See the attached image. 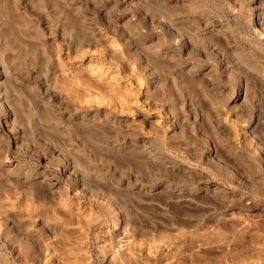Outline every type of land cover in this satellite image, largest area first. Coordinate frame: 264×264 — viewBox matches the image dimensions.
<instances>
[{
    "label": "rangeland",
    "instance_id": "1",
    "mask_svg": "<svg viewBox=\"0 0 264 264\" xmlns=\"http://www.w3.org/2000/svg\"><path fill=\"white\" fill-rule=\"evenodd\" d=\"M166 1L133 0L121 7L120 0H88L86 9L94 11L92 16L86 12L90 29L105 32L103 41L111 53L83 46L92 32L62 30L50 10L34 0L19 1V8H28L25 15L13 7L0 8V24L9 15L16 25L5 40L12 47L4 45V30L0 31V71L17 89L7 93L16 113L13 126L3 127L6 119L0 111V129L6 132L0 134V264H264V209H260L264 169L247 147L251 136L240 131L225 135L217 125L226 120L228 126L241 129L223 112L243 84L244 115L255 114L264 132V65L260 80L258 75L239 72L236 54H222L226 62L235 63L226 75L207 43H201L182 54L181 61L208 64L214 74L211 81L188 82L162 68L157 71L161 87L154 94L155 109H150L164 130L159 107L166 105L163 95L169 94L168 106L181 129L176 141L183 147L171 149L162 132L154 134L147 126L143 132L153 138L155 158L171 162L179 173L140 167L134 154L135 129L123 125L112 129L90 112L80 114L92 106L100 114L112 112L129 122L136 118L144 84L133 61L137 22L141 30L150 19L163 22L165 27L155 34L144 30L145 37L158 39L163 49L170 48L174 32L195 35L189 25L164 24L173 15L162 7ZM191 1L200 15H220L229 23L236 52L258 69L259 61H264V47L258 41H264V34L254 32L253 24L259 21L257 17L248 21L249 8H261L264 22V0H228L226 14L210 0ZM103 3L116 5L112 19L131 23V29L122 32V41L110 34L113 28L103 29L109 20L95 16ZM238 8L242 22L234 14ZM19 24L25 26L21 29ZM125 45L132 49L128 54ZM85 71L92 72V80L82 77ZM181 99L187 103L184 115L179 113ZM146 104L144 110L149 109ZM113 141L123 144L115 148ZM210 144L221 153L203 163L199 153ZM225 144H232V153L224 150ZM260 147L264 156V143ZM66 164L72 171H65ZM41 180L57 184V191L39 187L36 182ZM75 181L81 184L78 188L72 184ZM26 245L33 251L30 258Z\"/></svg>",
    "mask_w": 264,
    "mask_h": 264
},
{
    "label": "bare ground",
    "instance_id": "2",
    "mask_svg": "<svg viewBox=\"0 0 264 264\" xmlns=\"http://www.w3.org/2000/svg\"><path fill=\"white\" fill-rule=\"evenodd\" d=\"M19 1L21 0H0V8H10L13 7L15 12L25 15L27 13V7H21ZM28 2H31L32 0H27ZM90 1V0H89ZM133 0H120L121 7L125 6L126 3ZM211 3L214 5H218L221 12L226 14L227 8L230 7L228 0H210ZM34 2L39 6L38 3L45 5L57 19V22L60 24L62 30H70L73 32V30H77L79 32H82L83 30H86L85 32H94V29H90V26L92 25V21L90 23V20H88V15L86 12H88L89 15L91 13L93 14V10H87L90 5V2L88 0H34ZM114 2V1H112ZM78 5V6H77ZM87 5V6H86ZM162 5V4H160ZM159 5V6H160ZM116 5L112 6L108 3H103V5L98 6L97 10H95V16L97 18H100V21L107 22L109 20L108 26L103 27L105 30H109L111 28L112 32L110 34L116 36H119V40H123V34L122 32L126 29H131L132 26H130L131 23L128 22L125 19H112L111 17H114L113 14L114 8ZM167 6V7H166ZM164 9H170L169 12H171L173 15L170 16L169 23L167 20H164L165 25H170L172 23H177L180 26L189 25L195 30V35L193 38L186 37L184 35H179L176 32H174L173 35L170 36L171 39V46L168 49H163L160 46V42L158 39L154 38H146L144 35V30L153 31L151 34H155V31L157 29L163 28V22L162 21H155L153 19L148 20V22H144L145 20H142L144 24H146V27H144V30H141L139 28V25L137 22L135 28H137L138 32H136V38H135V46L137 49V55L133 58V61L136 60V68L139 73V81L143 82L142 84V101H140V104L138 108H136V118L132 119L130 122L127 118H121L120 116L108 112L104 114L98 113L100 110L97 108H86L85 110H80L81 112H90L93 115L94 119H97L99 123H104L108 126H110L112 129H114L116 126L123 125L126 129H135L136 131V150H135V159L136 162L140 167H148L151 172L157 171H164V172H177L179 173L180 170H177L175 167L171 166V162H164L159 161L155 158V154L153 153V150L151 148L152 143V137L148 136L147 133L143 132V129L145 126L149 128V131L153 132L154 134H158L162 132L163 138L166 139L167 143H169V146L171 149H178V147L182 146V142L176 141L178 137L181 135V129L179 125H177V117L169 108L168 104L170 103V96L169 94H164L163 99H165L167 102H165L166 105H163L159 107L161 109V113L164 116L163 124L161 123L164 130L161 131V127L159 128L157 126V119L158 116L154 114L151 109H155L154 105V94L158 87H161V83L159 78L157 77V71L162 68V71L169 72L173 77L178 78L180 80H185L188 82H203V81H211L212 77L214 76L213 70L211 67L200 65L198 66L196 63L192 62H185L181 61L182 54L186 53L187 51L191 52L194 50V47H197V45L201 43H207L208 51L210 54L214 56V61L217 60L218 64L221 66L222 73L229 75V72L231 71V68L235 66V63L239 65L241 73L251 74L253 77H258L259 79L263 78V72L262 67L264 65V61H259V67L253 68L246 64L245 60L240 57V53L236 52V45L234 44V37L232 33L229 31V23L221 20V16H208V15H200L197 13V6L195 2H192L191 0H168L164 2L162 5ZM7 8V9H8ZM251 14L250 16V22H253V17L258 18V23H254L253 26L254 32L259 35L264 34L263 29V17L261 8L257 7V11L254 8H249ZM91 11V13H90ZM93 11V12H92ZM112 14L114 16H112ZM234 14L236 15L237 19L242 22L243 21V14L241 9L235 10ZM94 15V14H93ZM92 16V15H91ZM5 23L0 24V31L2 34H4V45H8L9 47H12V44L8 43L5 40L7 39L8 30L12 28H16V25L12 23V18L7 15L6 16ZM126 18V17H124ZM144 19V18H143ZM132 22V21H131ZM21 26H18L19 28L24 27L25 24H19ZM93 26V25H92ZM188 26V27H189ZM165 27V26H164ZM133 27V29L135 30ZM187 28V27H186ZM22 29V28H21ZM140 30V31H139ZM136 31V30H135ZM121 32V33H120ZM83 33V32H82ZM105 32L103 30L98 29V32L91 34V37L88 39L90 42H87L83 46L85 47H92V48H102L104 51L111 53L110 49L105 46V42L103 41V34ZM212 42H216L217 44L224 45V48L216 49L215 46L212 44ZM85 43V42H84ZM89 43V44H88ZM258 43L264 47V41H258ZM171 49L175 50L171 51ZM132 49L127 48L125 45L124 51L126 53H130ZM179 53V54H178ZM116 54V53H115ZM224 55H230L233 56V54H236L238 57L237 61H235L234 64H230L229 62H226ZM264 54V52H263ZM131 58V56H130ZM198 58H203V55L199 54ZM264 59V55L262 57ZM132 59V58H131ZM239 61V62H238ZM260 65L262 67H260ZM238 67V68H239ZM247 71H245V69ZM236 71V68L233 69ZM233 72V71H232ZM2 71H0V111L3 112L5 115V121L3 127H11L13 126L15 119H16V113L15 109L10 106V97L8 96V92L14 93L17 91L15 89V86H11V82L8 80V78L4 75ZM258 75V76H257ZM92 72L85 71L82 72V77L86 79L92 80ZM249 76V75H247ZM260 79V80H261ZM259 80V81H260ZM84 81V80H83ZM85 82V81H84ZM11 88V89H10ZM140 93V92H139ZM246 97V86L241 84L239 86V89L236 91L235 95L231 99H228L227 104L225 105V112L223 114H227V118H233L235 122H237L240 126V130L235 125L230 127L227 125L226 120H219L217 125L222 129V133L225 135H233L234 132H241L240 134L242 136H251L252 142L247 144V147L255 154V157L258 161V164L260 167L264 169V156L261 155L260 151L262 150V147L258 148L259 144L262 142L264 143V132L261 128L260 122L258 121L256 115L252 114L250 117H247L248 114L244 115V108L241 105L242 101ZM154 98V99H153ZM138 101V100H137ZM149 106L148 110H144V105ZM186 102L181 99L180 103H178L179 106V113L184 115V111L186 109ZM151 108V109H150ZM146 111V112H145ZM164 112V113H163ZM220 111L218 114H216L217 117L220 116ZM79 116V115H77ZM77 116H75L77 118ZM75 119V118H73ZM189 117H187V120ZM208 119V117H207ZM228 119V122H229ZM70 120V119H69ZM199 121V119L192 118V122ZM235 127V128H234ZM261 128V129H260ZM6 129V131H7ZM235 130V131H234ZM226 131V132H224ZM8 132V131H7ZM5 130L1 127L0 134L5 135ZM256 133L260 136H256ZM18 137L14 138L15 145H19L18 143ZM256 143H258L256 145ZM123 143H118L117 141L112 142V146L115 148H119ZM220 147V146H219ZM224 150L230 154L232 153V144H225ZM183 150H186L188 153V149L183 148ZM221 151L218 150L217 145H209L205 149V152H200L199 156L202 158L203 163L212 162L216 158H218ZM53 154V153H52ZM52 157V155H51ZM195 159V157H193ZM198 159V158H197ZM166 163V164H165ZM170 163V164H169ZM169 166H168V165ZM258 166V167H259ZM65 171H72L73 167L69 166V164L64 167ZM183 172V171H181ZM36 183H40L39 187H44L46 190L53 191L52 193L56 192L58 189L57 184H48L43 180L38 181ZM19 184V183H18ZM21 184V183H20ZM19 184V185H20ZM74 187L79 186L80 182L75 181L72 183ZM81 185V184H80ZM22 186V185H21ZM38 188V187H37ZM83 191V190H82ZM264 207V206H263ZM251 208V207H250ZM246 212L248 211L247 207L245 208ZM254 209V208H253ZM263 210L264 208H260ZM243 211V210H242ZM243 213V212H242ZM264 214V213H263ZM246 215V214H245ZM249 216V214L247 213ZM25 253L28 258L32 257L33 251L29 245H26L24 247ZM111 259L115 260V256L112 255ZM59 264V263H57Z\"/></svg>",
    "mask_w": 264,
    "mask_h": 264
}]
</instances>
